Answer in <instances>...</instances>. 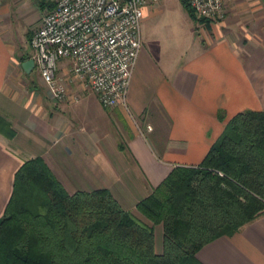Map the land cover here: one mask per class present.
Segmentation results:
<instances>
[{
    "label": "crops",
    "instance_id": "1",
    "mask_svg": "<svg viewBox=\"0 0 264 264\" xmlns=\"http://www.w3.org/2000/svg\"><path fill=\"white\" fill-rule=\"evenodd\" d=\"M223 1V19L203 24L182 0H149L126 103L105 108L77 82L67 81L60 102L44 94L40 76L37 85L20 86V72L32 79L37 68L26 73L30 46L17 55L11 42L18 0H0V218L18 169L41 158L69 193L107 189L149 223L136 211L139 200L175 166L200 164L235 114L264 111V0ZM69 66L60 60L56 76L66 78ZM155 251L162 252L161 225ZM196 257L202 264H264V214Z\"/></svg>",
    "mask_w": 264,
    "mask_h": 264
},
{
    "label": "trees",
    "instance_id": "2",
    "mask_svg": "<svg viewBox=\"0 0 264 264\" xmlns=\"http://www.w3.org/2000/svg\"><path fill=\"white\" fill-rule=\"evenodd\" d=\"M135 208L149 223L109 190L69 193L41 158L26 161L0 218V264H202L205 244L264 214V111L231 117L200 164L175 166Z\"/></svg>",
    "mask_w": 264,
    "mask_h": 264
},
{
    "label": "built area",
    "instance_id": "3",
    "mask_svg": "<svg viewBox=\"0 0 264 264\" xmlns=\"http://www.w3.org/2000/svg\"><path fill=\"white\" fill-rule=\"evenodd\" d=\"M148 1L56 0L45 8L29 46L47 96L55 102L65 100L67 81H73L95 94L105 108L125 104L142 47L140 25ZM186 1L203 24L222 20L226 12L223 0ZM63 59L70 61L64 79L56 76Z\"/></svg>",
    "mask_w": 264,
    "mask_h": 264
},
{
    "label": "rangeland",
    "instance_id": "4",
    "mask_svg": "<svg viewBox=\"0 0 264 264\" xmlns=\"http://www.w3.org/2000/svg\"><path fill=\"white\" fill-rule=\"evenodd\" d=\"M55 1L56 0H18L16 4L15 2L13 5L11 4V25L13 32L11 35V42L15 47L17 55H22L23 53L27 52L26 50H28L30 38L28 34L29 32H32V28L36 25V20L40 18L37 13L40 12L42 6L50 5L49 7H46V9L51 8L55 4ZM175 1L176 0H170L171 3H175ZM22 74L23 73L20 72L21 77H19L20 79L18 80L20 86H24L25 82L28 81H32L35 85L38 84L39 74L37 71L32 73V79H25ZM42 89L44 94L47 95L45 88L43 87Z\"/></svg>",
    "mask_w": 264,
    "mask_h": 264
},
{
    "label": "water",
    "instance_id": "5",
    "mask_svg": "<svg viewBox=\"0 0 264 264\" xmlns=\"http://www.w3.org/2000/svg\"><path fill=\"white\" fill-rule=\"evenodd\" d=\"M22 68L26 73H29L33 67H34V61L33 59L29 58L27 60H25L24 62H22Z\"/></svg>",
    "mask_w": 264,
    "mask_h": 264
}]
</instances>
